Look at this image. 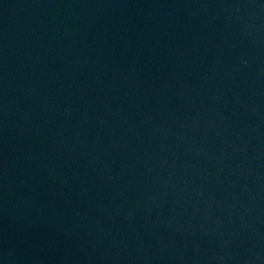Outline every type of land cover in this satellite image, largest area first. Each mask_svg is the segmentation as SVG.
I'll list each match as a JSON object with an SVG mask.
<instances>
[{
  "label": "water",
  "instance_id": "obj_1",
  "mask_svg": "<svg viewBox=\"0 0 264 264\" xmlns=\"http://www.w3.org/2000/svg\"><path fill=\"white\" fill-rule=\"evenodd\" d=\"M0 264H264V0H0Z\"/></svg>",
  "mask_w": 264,
  "mask_h": 264
}]
</instances>
